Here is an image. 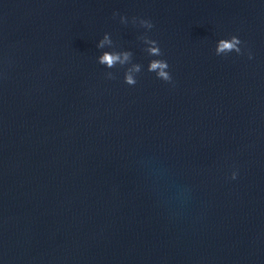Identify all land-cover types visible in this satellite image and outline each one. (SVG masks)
<instances>
[{"label":"water","instance_id":"95a60500","mask_svg":"<svg viewBox=\"0 0 264 264\" xmlns=\"http://www.w3.org/2000/svg\"><path fill=\"white\" fill-rule=\"evenodd\" d=\"M0 264H264V0H0Z\"/></svg>","mask_w":264,"mask_h":264},{"label":"clouds","instance_id":"9594fccd","mask_svg":"<svg viewBox=\"0 0 264 264\" xmlns=\"http://www.w3.org/2000/svg\"><path fill=\"white\" fill-rule=\"evenodd\" d=\"M117 15L116 13H113V16ZM121 23H125V17H120ZM133 22H136V18H133ZM139 24L141 27H144L145 29H151L153 27V24L146 19H140ZM144 44L148 45V47L145 48V51L149 56L153 57H160L163 55L161 52L157 42L155 40L148 39L146 36L141 37ZM112 40L109 38V35L105 33L103 35V38L97 43L96 47L98 49H103L105 44L112 45ZM241 40L233 35L230 36L227 39H219L216 42V46L214 49V52L216 55H226L229 52H235L237 55L242 54L241 53ZM248 58L252 59L251 53H248ZM132 59V53L130 51H104L101 55L97 57V62L101 65H104L106 68L111 69L116 67L117 65L124 66L126 64H130L129 67H127L124 71L123 80L124 83H126L129 86L135 85L137 83L135 79V75L137 73H140L141 71V65L137 63H131ZM169 65L167 61L162 59H152L149 61L147 65V71L148 72H154L156 74V77L162 81L165 82H171L172 77L170 73L166 70L168 69ZM106 77L108 79H114V75L111 72L105 73ZM237 173L233 171L231 173V179H236Z\"/></svg>","mask_w":264,"mask_h":264}]
</instances>
